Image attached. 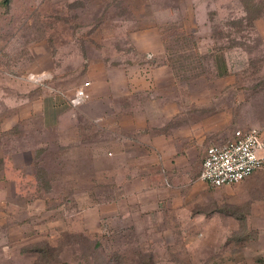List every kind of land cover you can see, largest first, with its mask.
Segmentation results:
<instances>
[{
  "label": "crops",
  "instance_id": "1",
  "mask_svg": "<svg viewBox=\"0 0 264 264\" xmlns=\"http://www.w3.org/2000/svg\"><path fill=\"white\" fill-rule=\"evenodd\" d=\"M31 30L24 47L16 30L8 41L0 33V226H16L15 214L24 212L63 218L65 228L78 214L87 228L177 226L209 234L223 218L241 227L264 169L222 188L200 179L207 148L238 129L234 104L218 101L228 99L225 90L237 91L232 75L219 76L213 60L215 73L186 84L170 65L137 59L164 49L158 33L129 34L133 54L90 57L86 40L61 42L54 29L40 36ZM214 58L230 68L225 53ZM84 83L88 99L72 106ZM237 93L241 104L243 90ZM228 203L239 212L216 210ZM33 219L22 226L38 227ZM218 227V235H230Z\"/></svg>",
  "mask_w": 264,
  "mask_h": 264
},
{
  "label": "rangeland",
  "instance_id": "2",
  "mask_svg": "<svg viewBox=\"0 0 264 264\" xmlns=\"http://www.w3.org/2000/svg\"><path fill=\"white\" fill-rule=\"evenodd\" d=\"M246 1H252L251 8L261 11L253 28L242 23ZM3 3L0 0V33L8 41L16 30L14 37L21 40V47L26 45L23 38L31 29H36L38 36L43 30L54 29L58 41L86 40L90 57H108L113 52L136 51L129 34L132 37L135 32L158 33L164 44L163 52L144 51L141 55L144 57L137 59L147 57L157 65L174 64L175 60L198 61L197 69L181 70L185 79L180 82L186 84H190V77L215 73L210 61L214 55L225 53L232 71V86L239 91L242 82L247 88L241 104H237L240 97L235 89L231 94L225 90L223 95L227 94L228 99L218 101L222 106L234 104V118L238 122L234 128L256 127L264 133V0H11L10 4ZM203 62H210V66L205 68ZM253 198L256 202L249 203L248 219H242L241 227L236 220L223 218L215 222L209 234L193 227L177 226L156 227L151 232L129 225L87 228L82 225L80 214L73 215L70 228H65L67 223L63 218L46 221V215L29 217L19 212L12 222L16 226H0V264H264L261 208L264 186ZM216 210L227 216L230 211L237 214L240 209L228 203L217 204ZM32 219L35 225L39 223L38 227L22 226ZM221 224L225 225L221 232L225 230L230 235H218ZM66 232L73 236L65 237Z\"/></svg>",
  "mask_w": 264,
  "mask_h": 264
},
{
  "label": "built area",
  "instance_id": "3",
  "mask_svg": "<svg viewBox=\"0 0 264 264\" xmlns=\"http://www.w3.org/2000/svg\"><path fill=\"white\" fill-rule=\"evenodd\" d=\"M84 83L76 91L72 106L88 99ZM264 169V138L259 128L236 129L232 137L222 145L207 148L202 163L200 179L212 188L236 185L255 172Z\"/></svg>",
  "mask_w": 264,
  "mask_h": 264
},
{
  "label": "trees",
  "instance_id": "4",
  "mask_svg": "<svg viewBox=\"0 0 264 264\" xmlns=\"http://www.w3.org/2000/svg\"><path fill=\"white\" fill-rule=\"evenodd\" d=\"M10 2H11V0H4L5 5L8 4V3L10 4ZM251 3H252V1L250 3L246 1V9L243 10L244 15H243V17H241V19L243 20L242 23H246L248 25V28H253L254 22L257 21V19L260 17V12H261V11H256L254 8H251ZM249 13H250V16H249ZM247 16H249V17H247ZM238 23H240V22H238ZM240 50L243 51L244 49H241L240 48ZM244 51H246V50H244ZM213 60H214V63L216 65L217 74L219 76H224V75L229 76V75H232L231 67L229 68L226 65V67L223 68L222 64H220V61L221 60L219 58H217V59L214 58V56H213ZM146 62L149 63V64H151V66H153V67L157 66V64L156 63H153L152 61L147 60ZM197 62L194 59H189V60L183 61L181 63H178V61L175 60L174 64H172L170 62H166V63H162V64H164V65H170L172 67V69L174 70V73L176 74V76H178V78H180V75H181L180 72H181V70H183V69H185V70L186 69L187 70L188 69H197L199 67V64H197ZM203 63H205V62H203ZM246 88H247V86L244 83L241 82V86L239 87V89L244 91ZM248 101L249 100H248V96H247L246 97V103H248ZM237 114L238 113H236V115ZM35 167H36V170H37L38 173H40L41 171H43L42 168H41V166H40L39 161L37 162V157H36ZM40 176L42 178L44 177V175H40ZM42 182L44 184V182H47V181L44 178V179H42ZM64 236L65 237H72L73 235L71 233H67L66 232V233H64Z\"/></svg>",
  "mask_w": 264,
  "mask_h": 264
}]
</instances>
